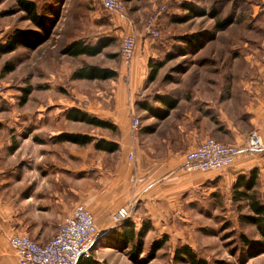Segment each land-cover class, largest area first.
I'll return each mask as SVG.
<instances>
[{
	"label": "crops",
	"instance_id": "1",
	"mask_svg": "<svg viewBox=\"0 0 264 264\" xmlns=\"http://www.w3.org/2000/svg\"><path fill=\"white\" fill-rule=\"evenodd\" d=\"M253 8L250 16L245 8L243 12L239 9L234 17H228L233 23L211 34L204 44L209 46L208 66L184 68L183 76L194 72L183 94H175L173 86L188 80L165 81V91L158 97L173 98L176 106L160 120L141 109L145 119L136 131L130 126L134 109H127L125 97L134 102L146 80V68L131 66L128 72L124 68L116 71L117 77L107 80H115L121 87L115 92L111 109L98 106L95 112L83 111L114 126L115 130H107L78 122L101 134L73 131L74 121L68 118L72 108L67 110L40 94L41 88L52 91L54 75L48 74L50 78L37 83L32 99L37 104L38 123L32 126L30 138L9 154V142L0 141V264H18L9 237L25 234L45 244L76 205L85 206L94 216L97 237L106 245L121 246V235L127 228L112 221L118 208L130 205L129 219L136 232L143 225L149 226L145 240L152 234L165 236L183 224L189 209L216 204L221 195L230 194L239 176L254 169L259 176L264 174V150L241 153L221 171L180 170L184 155L207 138L242 146L250 127L264 143V0H258ZM128 22L110 15L107 37L131 32ZM204 46L195 53L198 57ZM71 75L70 70L69 81ZM155 80L147 82L153 84ZM156 98L155 105L150 106L166 110ZM63 134H84L94 140L78 146L60 141L58 137ZM100 139L116 143L118 150H95L94 143ZM91 259L102 264V257ZM78 264L86 262L80 260Z\"/></svg>",
	"mask_w": 264,
	"mask_h": 264
},
{
	"label": "rangeland",
	"instance_id": "2",
	"mask_svg": "<svg viewBox=\"0 0 264 264\" xmlns=\"http://www.w3.org/2000/svg\"><path fill=\"white\" fill-rule=\"evenodd\" d=\"M17 1L0 0V45L5 44L15 30H23L31 42L38 39L40 44L34 50L18 47L11 53L0 55V141L7 140L10 148L26 142L32 126L38 123L35 119L37 104L32 99V90L41 79L50 78L48 74L56 77L52 82V91H47V87L41 88L43 91L40 94L46 98L49 96L59 106L81 112H95L98 106L100 109H111L115 92L121 89L115 80H68V72L84 64L115 71L124 68L127 72L131 66L147 69L146 80L138 88L134 102H129V97H125L127 109H134V118L139 120L140 127L141 120L145 118L141 115L139 104L155 105L156 96L165 91V81L188 80L173 86L175 94H183L182 90L193 79L194 72L187 71V75L183 76L184 68L208 66L209 46L206 44L198 57L195 54L197 51L193 52V48L181 38L196 33L204 34L205 38L212 36L218 31L215 29L216 22L234 17L239 9L243 12L244 8L245 13L252 15L258 0H123L131 32L111 36L112 45L101 55L92 58L63 56L61 50L74 39L94 43L100 37L110 38L107 37L110 15L102 9L98 0H30L35 2L37 13L44 19V30L38 29L27 19L26 14L19 10ZM161 8L164 11L154 24V30L158 33L155 36L148 30V19L154 10ZM125 34H131L135 39L134 55L129 63L122 60L120 53ZM160 63L163 66L155 82L149 84V66ZM4 66H13L14 69L3 73ZM26 88H31V92L26 103L22 104ZM241 125L244 126V123ZM71 128L73 131L94 130L78 122H73ZM246 129L249 136L252 130L250 127ZM94 132L101 134V131ZM10 152L8 150L6 154ZM2 159L3 156H0ZM90 185L94 186L95 183ZM256 192L264 202V174L259 176ZM188 212L183 224L177 225L167 235L152 234L144 239L136 259L129 256L133 255L132 245L127 248L106 245L101 237L96 238L91 248V258L102 257V264H188L187 261L175 259L177 250L188 247L207 264H264V237L255 225L243 219L244 216H253V213L244 205L233 203L232 192L221 195L216 204H200ZM164 237L166 242L163 247L152 254L153 243ZM245 239L253 242V245L247 248L243 241Z\"/></svg>",
	"mask_w": 264,
	"mask_h": 264
},
{
	"label": "trees",
	"instance_id": "3",
	"mask_svg": "<svg viewBox=\"0 0 264 264\" xmlns=\"http://www.w3.org/2000/svg\"><path fill=\"white\" fill-rule=\"evenodd\" d=\"M124 2V1H123ZM17 5L20 11H23L27 19L38 29L44 30V19L41 15L37 13V7L35 2L30 0H18ZM103 9V8H102ZM232 22L231 19H223L216 22L215 29L223 30ZM27 34L23 30H15L11 36L8 38L5 44L0 45V55L8 54L15 51L18 47H23L27 49H36L40 42L39 40H34L31 42L27 38ZM211 36L208 35L205 38L204 34H190L183 36L181 39L183 42L191 46L194 51L202 48L206 41H208ZM201 38V40L199 39ZM113 43L112 38L100 37L94 43L83 39H74L68 44L64 45L61 50L63 56L77 58V57H87L92 58L99 56L103 51L109 48ZM150 67V73L148 76V81H154L161 69L163 64H152ZM13 66H4L3 73H9L13 71ZM117 77V72L102 66H96L92 64H84L78 66L71 75L72 80L77 81H107L115 79ZM31 92V88H26L23 92L22 104L26 103L27 97ZM163 104L166 110H161L160 108H153L150 105L144 103L139 104V106L147 111L149 114L153 115L156 119H164L169 111L173 109L177 101L173 98L158 97L155 100ZM68 118L74 122H82L94 128L115 130L114 126L111 124L101 121L100 119L91 116L87 113L81 112L78 109H71L68 113ZM60 141L70 142L78 146H86L90 144L94 138L84 134H63L58 137ZM16 146H12L10 151H13ZM94 148L97 151L105 153H114L118 150V145L113 142H108L106 140L100 139L94 143ZM259 179V171L257 169L252 170L247 175L239 176L232 187V201L239 205H244L246 208L253 213V216H244L243 219L249 223L255 225L264 237V202H262L256 192V186ZM239 207V206H238ZM117 227L123 226L127 229L122 233L123 240L120 242L121 246L127 248L128 245H132L133 255H129L131 258L136 259L137 254L142 250L144 235L147 232L149 226H144L136 232L134 230V224L128 218L122 223L116 225ZM245 246L248 248L253 245V242L248 240H243ZM166 242V238H162L156 241L152 245V254L155 251L161 249ZM132 253V252H131ZM175 259L181 262L187 261L188 264H207L206 261L199 259L195 253L188 247H182L175 253ZM84 261V260H83ZM86 264H100L99 262L89 258L85 259Z\"/></svg>",
	"mask_w": 264,
	"mask_h": 264
},
{
	"label": "built area",
	"instance_id": "4",
	"mask_svg": "<svg viewBox=\"0 0 264 264\" xmlns=\"http://www.w3.org/2000/svg\"><path fill=\"white\" fill-rule=\"evenodd\" d=\"M98 1L108 14L120 21H128L123 0ZM163 11L164 8L154 10L148 19V30L152 35L158 36L154 24ZM120 49L122 60L129 63L135 50V39L131 34L124 37ZM130 126L132 131H136L139 120L132 118ZM263 150L264 143L257 131H252L242 146L207 138L184 155L180 170L185 173L221 171L230 167L241 153L251 155ZM129 159H132V155ZM130 211V205L118 208L112 214L114 225L128 219ZM96 237L94 216L85 206L76 205L62 219L55 234L45 244H39L25 234H14L9 237L8 242L15 251L18 264H78L80 260L91 258V248Z\"/></svg>",
	"mask_w": 264,
	"mask_h": 264
}]
</instances>
